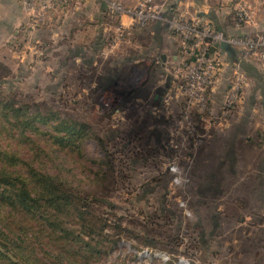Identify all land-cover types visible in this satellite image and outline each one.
Wrapping results in <instances>:
<instances>
[{"label": "rangeland", "instance_id": "rangeland-1", "mask_svg": "<svg viewBox=\"0 0 264 264\" xmlns=\"http://www.w3.org/2000/svg\"><path fill=\"white\" fill-rule=\"evenodd\" d=\"M141 1L0 0V66L3 68L0 69V98L3 102L14 99L15 106H26L30 115L38 112L46 117L45 123L42 120L34 122L36 128L46 133V138L42 140L29 134V143L21 147L24 156L32 155L31 146L35 142L44 150L56 151L59 154L56 161L64 168L66 164L77 166L78 160L84 162L85 148L89 156L98 158L104 156L105 149L117 144L110 134L112 129L105 127L116 120L110 121L106 117L108 112L101 101L103 97H110L111 92L99 88L102 68L110 62L121 68L126 61L151 57L158 48L167 57L169 51H175L177 43V37L169 36V41L157 37L159 21L145 19L142 22L135 17V6L143 3ZM164 1L155 0V4L163 10ZM113 3L118 4L120 10L109 9ZM146 4L151 9V0ZM220 27L227 35L247 31L227 24ZM167 31L165 27V34ZM165 56L160 58L163 64L153 65L157 74L160 67H166L164 63L172 67L177 65L178 58L173 57L167 62ZM231 64L220 57L204 95L202 93L199 98H193L189 91L183 90L182 82L178 92L172 93L171 105L177 115L187 110L192 116L204 119L199 120L201 128L197 130L210 136L209 139L231 121L230 117L243 118L245 114L247 120L250 118L253 130L255 125L258 126L249 140L247 153L251 167L250 178L245 184L249 192L247 198L236 199L234 208L237 209L232 211L234 208L231 210L226 202L231 196L235 199V194L226 190L214 192L220 186L216 184L208 188L207 196L199 194L198 200H192V182L172 188L165 173L164 179L161 176V180L154 182L155 178H152L146 184L149 172L144 169L141 172L138 165L131 163L130 187L117 186L110 189L108 195L97 185L89 188L102 201L106 198L108 202L99 203L97 213L103 214L109 203L116 205L115 208L110 206L114 208L113 219L123 228L109 250L101 252V260L91 264H184L180 263L182 258L190 264H264V60L248 58L242 62L240 75L245 84L235 104L225 108L232 84L230 78L235 77L233 67L229 70ZM152 74L156 75L154 71ZM247 85L250 86L248 95ZM158 104L157 101L154 106ZM224 111L231 115L222 119ZM115 113L113 111L111 115ZM61 118L73 122L76 131L82 133L75 137L76 140L69 142V139L58 138L61 132L67 131ZM88 124L93 130L91 137L85 140L84 126ZM115 126L117 128V124ZM11 132H19V129L14 127ZM14 138L19 140L15 135ZM98 138L105 141V148ZM156 156H160L159 152L156 154L151 150V168L158 165ZM245 157L247 159L246 154ZM63 158L68 162L64 164ZM43 161L41 164L45 168L53 165ZM225 184L235 183L228 181ZM86 187L83 185L84 191ZM184 198L191 216H186L179 207ZM148 219H151V244L143 239L149 235L146 233ZM123 230L125 234H122ZM110 231L114 232L113 229ZM143 252L150 256H140ZM162 254L166 260L162 259Z\"/></svg>", "mask_w": 264, "mask_h": 264}, {"label": "trees", "instance_id": "trees-1", "mask_svg": "<svg viewBox=\"0 0 264 264\" xmlns=\"http://www.w3.org/2000/svg\"><path fill=\"white\" fill-rule=\"evenodd\" d=\"M14 102V99L3 102L0 98V264H91L101 260V252L109 250L123 228L113 219L116 205L109 203L114 208L106 206L103 214L97 213V205L107 201L89 188L97 185L108 195L117 186L130 187L131 163L140 165L145 159L140 155L133 157L124 142L114 143L98 158L89 156L85 148L84 162L78 160L77 166L66 164L64 168L61 162L57 163L56 151L44 150L35 142L31 146L32 155L24 156L21 147L29 143V134L46 138V133L34 124L38 120L45 123L46 117L38 112L30 115L26 106L16 107ZM60 120L67 131L58 138L76 140L81 132L76 131L75 124L67 118ZM14 127L19 132H11ZM84 127L83 136L88 140L93 128L90 124ZM145 135L136 131L120 134L142 145ZM98 140L105 148V141ZM47 154L50 157H44ZM43 160L53 165L45 168ZM62 161L68 162L64 158ZM83 185L88 186L87 190H83ZM147 226L150 230L151 219ZM149 230L143 239L151 244Z\"/></svg>", "mask_w": 264, "mask_h": 264}, {"label": "built area", "instance_id": "built-area-1", "mask_svg": "<svg viewBox=\"0 0 264 264\" xmlns=\"http://www.w3.org/2000/svg\"><path fill=\"white\" fill-rule=\"evenodd\" d=\"M148 1L142 0L143 3H138L133 14L142 22L145 19L159 21L160 27L157 35L163 37L164 40H168L169 36L177 37L175 51H169L166 57L162 54V49L158 48L151 57L130 62L129 72L125 75L127 79L120 83L127 86L128 81H134L137 84V90L144 89L145 85L149 88L143 96L135 97L133 111L128 106L129 104L120 105L121 97H113L111 92L110 97L105 99L103 97L101 101L108 112L106 117L110 121L111 119L116 120V122L113 121L115 123L111 122L105 127L112 129L110 134L115 136L117 143H127V149L133 157L140 155L145 159L146 163L142 161L143 165L142 163L137 164V168L141 172L143 169L149 172L150 176L146 178V184L150 183L152 178H155L154 182L164 179L166 173L170 187H182L191 183L189 170L210 136L205 133L201 134L197 130L201 128L200 123L204 119L192 116L187 110L179 112L178 115L173 111L172 93L178 92L183 82V90L189 91L193 98H199L202 93L204 95L213 77V71L216 65H219L220 57L224 59L227 55L220 46L221 43L226 42L236 53L235 59L231 61L236 78H230L232 84L224 107L231 108L229 104H235L240 89L245 84L240 75L242 62L248 58L264 60V0H174L170 3L165 0L162 3L164 11L155 4V0H151V9L147 8ZM120 8L114 3L109 7L112 10H120ZM220 10L223 12L219 13ZM221 24L234 26L237 29L243 27L247 31L242 34L227 35L220 27ZM165 27L168 29L166 34ZM163 56L167 58V62H170L173 57L178 58V62L174 67L164 63L166 67H160L157 74L153 65L163 64L160 61ZM191 60L194 61L190 63ZM116 70L109 80L121 72L118 68ZM152 71L156 74L154 82H152ZM102 75L103 73H101V78ZM168 76L169 80H167ZM150 81L152 87L149 85ZM160 88H164L163 93L160 99H155V92ZM204 99L203 97V102ZM157 101L159 104L155 107ZM111 107L115 108L113 111L116 113L113 115H111L113 111L109 110ZM230 115L231 112L224 111L221 118ZM183 120L186 121L185 125H183ZM132 122L137 123L132 126ZM144 122L147 123L145 130L137 132L141 136L146 134V141L143 145L138 140L132 139L131 141L120 136L127 131L132 133L139 124ZM151 150L160 154L158 158L156 156L158 165L152 168ZM179 207L186 216H191L192 212L185 198L179 202ZM147 255L150 256L149 253ZM162 256V259L166 260V256L164 254ZM180 263L190 264L183 258Z\"/></svg>", "mask_w": 264, "mask_h": 264}, {"label": "crops", "instance_id": "crops-1", "mask_svg": "<svg viewBox=\"0 0 264 264\" xmlns=\"http://www.w3.org/2000/svg\"><path fill=\"white\" fill-rule=\"evenodd\" d=\"M157 37L164 40L160 35H157ZM226 53L227 55H225L224 60L231 62L235 59V51L232 54H229L227 51ZM107 66L110 67V65ZM111 69H114V67ZM111 72L103 71L102 82L110 79ZM247 87L246 91L248 95V93L250 94V86L247 85ZM245 116L243 114V118L235 119L234 117L228 124L220 127L222 129L216 131L212 138L200 149L196 162L190 172L192 200H198L199 194L202 197L207 196L208 188L216 184L220 186L214 192H223L226 190L228 193L232 192L235 194V199L231 196L226 202L227 206L230 205L231 210L235 207L236 199L242 201L247 198L249 192L245 189V184L246 180L250 178L249 168H251L247 153L250 150L249 140L252 134L257 131L258 126L255 125V129L253 130V124L250 122V118L247 120ZM228 181L234 182L235 184L226 186L225 183ZM228 187H231V190ZM236 209L234 208L232 211H236ZM214 210L215 207L211 212H214Z\"/></svg>", "mask_w": 264, "mask_h": 264}, {"label": "water", "instance_id": "water-1", "mask_svg": "<svg viewBox=\"0 0 264 264\" xmlns=\"http://www.w3.org/2000/svg\"><path fill=\"white\" fill-rule=\"evenodd\" d=\"M221 48L224 49L225 51H227L229 54H232L234 53V49L226 42H223L220 44ZM127 74V73H126ZM126 74L124 75H117L115 76L114 78H112L111 80H107L105 81V85L103 83L102 87L100 85V89H104L105 91L106 90H110L111 93H113V97L115 96H119L121 97L120 99L122 100L120 102V105H127L129 104L128 106L130 107V109L133 111V108H134V100H135V97H141L143 96V94L147 92L149 86L148 85H145L144 89H140V90H137L136 88V82L134 81H128L127 82V86H123L120 82H124L126 81L127 79V76H125ZM170 77L168 76L167 80H169ZM153 85H151L152 87ZM152 89V88H151ZM155 99H160L162 93H163V89H158L156 92H155ZM122 105V106H123ZM132 113V112H131ZM137 122H132V126H135ZM147 126V123L144 122V123H141L139 124L136 128H135V131L136 132H141V131H144L145 128Z\"/></svg>", "mask_w": 264, "mask_h": 264}, {"label": "flooded vegetation", "instance_id": "flooded-vegetation-1", "mask_svg": "<svg viewBox=\"0 0 264 264\" xmlns=\"http://www.w3.org/2000/svg\"><path fill=\"white\" fill-rule=\"evenodd\" d=\"M110 64L112 66H110V67L107 66V65H110ZM129 64H130V61H126V62H124V63L121 64V66H122L121 68H118V66L116 67V63L114 64V62H113V64L111 62L110 63H106V65L102 68V71H112L111 73L113 75L117 71L116 69L118 68V70H121V72L117 73L115 76H117V75H124V74H126V73L129 72V70H128ZM113 67H114V69H111ZM154 71L156 72V70H154ZM112 75L110 77H113ZM154 79H156V75H153L152 82H154ZM103 83L105 85V81L102 82V80H101V82L99 83V88H100V85L102 87ZM149 85L151 86V81H150V84Z\"/></svg>", "mask_w": 264, "mask_h": 264}, {"label": "bare ground", "instance_id": "bare-ground-1", "mask_svg": "<svg viewBox=\"0 0 264 264\" xmlns=\"http://www.w3.org/2000/svg\"><path fill=\"white\" fill-rule=\"evenodd\" d=\"M107 101V100H106ZM148 253L147 252H143L140 256H144V255H147ZM163 257V256H162Z\"/></svg>", "mask_w": 264, "mask_h": 264}]
</instances>
